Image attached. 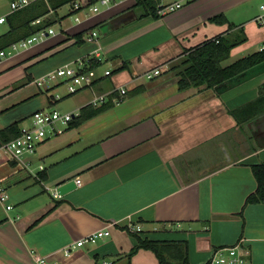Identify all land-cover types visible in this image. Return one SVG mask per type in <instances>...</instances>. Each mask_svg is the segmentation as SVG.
<instances>
[{"label": "crops", "instance_id": "obj_1", "mask_svg": "<svg viewBox=\"0 0 264 264\" xmlns=\"http://www.w3.org/2000/svg\"><path fill=\"white\" fill-rule=\"evenodd\" d=\"M135 2L114 3L0 60V129L22 119L21 126L30 125L34 111L54 109L53 87L38 86L33 95L26 89L88 56L99 54L100 70L113 73L71 94L69 112L128 88L122 100L112 97L106 110L65 125L23 161L0 159V180L13 204H0V264H127L137 235L186 240L190 264H206L216 249L242 241L250 264H264V204L246 203L257 188L252 165L264 162V120L256 123L264 115L239 124L231 112L260 95L264 65L219 90L179 89L169 69L188 49L219 36L239 41L225 64L261 50L264 29L255 18L264 0H197L159 18L105 24ZM82 30L77 43L74 34ZM93 30L98 36L89 41ZM156 68L154 78L143 76ZM70 179L81 183L54 196ZM129 223L142 228L130 232ZM100 229L110 235L64 254ZM130 264L162 263L141 248Z\"/></svg>", "mask_w": 264, "mask_h": 264}, {"label": "trees", "instance_id": "obj_2", "mask_svg": "<svg viewBox=\"0 0 264 264\" xmlns=\"http://www.w3.org/2000/svg\"><path fill=\"white\" fill-rule=\"evenodd\" d=\"M74 1L48 0V2H45L40 0L9 14L7 16L9 29L0 35V50L7 48L14 42L33 35L41 29L51 27L59 20L57 13L59 7L66 3L72 4ZM98 1L87 0L88 5L97 3ZM160 3L161 0H136L132 7L139 18L148 16L159 18L161 16L158 13ZM40 17H42V21L34 23ZM212 19H217V17H213ZM85 31L82 30L74 34L77 43H81L84 40ZM241 41H244V39H240ZM238 43L239 41H232L229 38L219 36L209 39L199 46L188 49L179 62L171 64L169 67L178 78L179 89L183 90L201 86L215 88L238 74L264 62V49H261L229 64H225L224 61L230 57L232 49ZM101 64L102 62L99 59L91 58L87 62V68H97ZM124 66H128V63L122 67ZM262 101H264V84L260 87V95L255 100L231 112L239 124L251 121L256 117L264 115V104L261 103ZM108 107H110V104L107 103L97 107L91 104L87 105L71 123L77 125L88 117L106 110ZM88 109L90 111H87ZM22 121L23 119L15 121L0 129V145L15 138L20 133ZM252 170L257 180V188L247 196L246 203L264 204V162L253 164ZM125 228L130 232H137L132 231L128 226H125ZM137 236L138 242L127 254V264H130L131 257L141 248L154 251L162 264H190L186 240L148 239L142 238L140 235Z\"/></svg>", "mask_w": 264, "mask_h": 264}, {"label": "built area", "instance_id": "obj_3", "mask_svg": "<svg viewBox=\"0 0 264 264\" xmlns=\"http://www.w3.org/2000/svg\"><path fill=\"white\" fill-rule=\"evenodd\" d=\"M36 1L40 0H11L8 12L6 14L0 15V26L7 22V16L9 14L23 9ZM43 1L48 2V0ZM110 1L111 0H99L98 2L108 4ZM193 1L197 0H174L168 3L161 2L158 6V13L161 16H164ZM89 5H92L89 7V12H86L85 16L79 15V13L85 11L86 7ZM89 5L87 0H75L71 4L72 11L77 14L75 16L76 22H81L82 17L90 18L92 15L99 12V7L96 3ZM255 20L258 25H260L264 29V3L260 5V13L256 16ZM41 21L42 17L37 18L34 23H40ZM56 33L57 31L51 26L46 29H41L31 36L14 42L7 48L0 50V60L22 49H27L33 44L47 39L50 36L55 35ZM97 35L98 31L93 30L87 36V40H96ZM261 49H264V45ZM96 57L99 58V54H97ZM91 58L94 57L88 56L86 58L79 59L77 60V63L75 65H65L58 67L41 76L40 78H37L35 80V83L40 87L47 86L50 88L63 83L65 85L66 91L63 95L58 92L55 93L53 95V100L55 101L61 100L65 95H71L77 93L82 89L91 88L101 78L108 77L113 73L111 69L100 70V67L87 68V62H89ZM159 73L160 69L156 68L154 70L145 72L143 76L147 79H152ZM127 91L128 88L126 86H121L107 93H101L95 96L91 100L90 104L97 107L105 104L112 97L114 98L115 102H118L122 100ZM79 114V112H62L57 109H40L34 111V113L30 117V125L22 126L20 133L15 138L0 145V159L5 158L7 160L23 161V157L36 152L39 144L45 139L64 132V126L70 124ZM25 166H29L28 162L25 163ZM40 167L43 168V166ZM77 182L81 183V180L77 179ZM53 194L54 196H59L56 188ZM0 204L6 206V208L8 209L13 208V204L10 202L8 189L1 182V180ZM127 226L132 231H140L142 228L139 224L135 225L134 223H129ZM108 235H110V230L108 229L97 230L77 240L76 242H74V244L64 247L63 252L64 254L68 255L70 254L72 248L82 246L86 242H97L100 238ZM249 256V249L243 245L242 241H239L235 245L223 246L216 249L206 264H250ZM39 261L45 263L47 261V258H40Z\"/></svg>", "mask_w": 264, "mask_h": 264}, {"label": "rangeland", "instance_id": "obj_4", "mask_svg": "<svg viewBox=\"0 0 264 264\" xmlns=\"http://www.w3.org/2000/svg\"><path fill=\"white\" fill-rule=\"evenodd\" d=\"M10 1L11 0H0V14L1 13H4V12H7L9 10V6H10ZM121 1H124L128 4H131L133 2V0H111L108 4H103V3H96L99 7V10L103 11L105 10L108 6L114 4V3H119ZM92 6V5H89L86 7V10L79 13V15H83L85 16V13L86 12H89V7ZM71 10V4L70 3H66L62 6L59 7V9L57 10V13H58V19H64L65 21H63V24L62 22H60V20H58L56 23H54L52 25V27L56 30V31H60L61 29H63L66 25H68V23L70 24H75V16L77 15L75 12L73 13H70ZM8 29V26L6 24H2L0 26V35L5 32L6 30ZM99 33L101 34V31H99ZM98 36V35H97ZM182 58H179L178 60L174 61V63H177L181 60ZM172 63V64H174ZM36 84V83H35ZM44 87V86H43ZM54 88V91H52L50 94L51 96H53L55 93H60V94H64L65 93V85L62 83V84H58L57 86L53 87ZM34 91L33 93L30 92V91ZM40 88L38 87V85H31L30 87H28L25 91V95H28V94H34L36 92H40ZM26 97V96H25ZM76 97L74 95H65L61 100L59 101H55V102H59L58 105H56V107H54V109H57L59 111H62V112H65V111H70L71 110V107H72V102H73V98ZM31 105V104H29ZM248 131V130H247ZM249 132H250V129H249Z\"/></svg>", "mask_w": 264, "mask_h": 264}, {"label": "water", "instance_id": "obj_5", "mask_svg": "<svg viewBox=\"0 0 264 264\" xmlns=\"http://www.w3.org/2000/svg\"><path fill=\"white\" fill-rule=\"evenodd\" d=\"M137 18V13L135 11L134 8H131V9H128L118 15H116L115 17H113L110 21L106 22L105 24H109V23H114V22H117L120 24L121 23H125V22H128V21H131L133 19ZM119 24V25H120ZM261 65H264V62L259 64V65H256L255 67L249 69V70H246L240 74H238L237 76L227 80L226 82H224L223 84H220L218 86L215 87L216 90H219L220 86L221 85H226L227 83H232V82H236V81H241L245 76H248L249 74H251L256 68H258L259 66ZM264 119H261L259 121H257L256 123L260 122V121H263ZM256 124H254L253 128H255ZM77 187V182L75 179H70L62 184H59L57 187H56V190L58 192V194L60 196H63L65 195L66 193H68L69 191L73 190L74 188Z\"/></svg>", "mask_w": 264, "mask_h": 264}]
</instances>
